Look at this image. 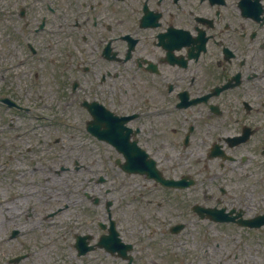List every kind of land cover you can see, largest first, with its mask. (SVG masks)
I'll return each instance as SVG.
<instances>
[{"label": "flooded vegetation", "instance_id": "af4514ba", "mask_svg": "<svg viewBox=\"0 0 264 264\" xmlns=\"http://www.w3.org/2000/svg\"><path fill=\"white\" fill-rule=\"evenodd\" d=\"M15 3L23 14L16 26L19 57H29V51L37 63L25 66L42 65L45 77L64 88L82 131L97 122L110 131L93 122L85 103L95 112L108 109L134 149L153 158L166 178L186 183L163 187L150 181L148 190L157 186L175 206L156 223L162 239L146 241L149 254L136 263L192 264L195 248L185 249L177 236L210 221L193 211L201 204L227 211V222L219 223L227 224L226 264H264V0ZM95 183L97 191H81L78 203L98 198L99 236L106 232L100 223L109 221L103 195L110 191ZM128 188L135 198L139 183L131 181ZM118 210L115 206L112 215L116 227ZM127 227L123 223L124 233ZM155 229L146 238L152 239ZM130 235L136 237L134 229ZM185 241L196 247L199 239ZM97 249L104 254L90 261L118 262Z\"/></svg>", "mask_w": 264, "mask_h": 264}, {"label": "rangeland", "instance_id": "374dc122", "mask_svg": "<svg viewBox=\"0 0 264 264\" xmlns=\"http://www.w3.org/2000/svg\"><path fill=\"white\" fill-rule=\"evenodd\" d=\"M13 2L14 0H0V4H2L5 12L0 17V92L5 88L11 89L15 87L19 89L27 85L31 86L33 82L28 73L23 75V69H17L14 76L10 75V79L1 76L4 61L10 60V48L14 46V41L8 40L6 36V31L8 30L6 24L11 23L16 25V11L14 10V13H7L6 11V7L10 4L13 6ZM42 78L46 82L44 87L47 90L48 80L45 76H42ZM6 85H10L11 87H7ZM21 101H23V104H32V107L34 105V109L32 108L31 111L24 114H16L13 109L0 104V264H5L2 261L5 255L16 252L20 248V245L32 246L33 243L38 244V242L40 243V249L33 254L32 261H35V258H37V264H67L61 260L55 261L52 259V256L56 254L61 255L59 247L71 242L72 232L79 230V228H72L65 234L64 238H59L64 233L62 225L64 220L66 218L69 219V217L73 219L77 215V204V206L72 205L71 208H62L61 201L59 202L57 198L46 199L42 196V198H39L41 200L36 204L39 207L40 214L48 211V206H50V209L55 206H61L59 212L46 219L43 224H40L41 222L37 223L36 218V226L32 229V232L30 233V230L23 229L25 232L28 231V233L22 234L17 239L4 238L5 227L3 223L6 216L8 217L6 219L8 225L12 226L18 223V215L14 212L27 207L25 202L21 203V199L17 200V205L15 203L16 199L14 201L8 200V196L13 194L9 189H17L26 180L39 179V182H41L46 179L44 177L48 176L50 182L44 185V189L47 190L49 187H52L50 190L52 191L58 188L54 192L57 196L59 193L66 192L70 197H73V192L80 188V175L86 172L82 168H78L77 170L72 169L71 162L75 159L87 164L86 168L88 174L90 173L89 175L101 174L106 177V180L103 182V188L107 187L110 189V192L106 196L111 195L112 198L116 196L114 206H118L119 210L117 212L121 217V222L130 228L129 230L127 227L128 229L124 233L125 239L133 237L130 235L133 229L136 234L142 233L141 231H137V228L133 225L137 227L139 224H143V222L147 224L149 222L156 223L155 214L159 215L160 213L165 215L168 207L169 209L174 208L175 200L167 199L165 193L160 190L150 191L142 197H132L131 191L128 189L132 177L124 175L125 173L114 165V157H108L110 151H98L96 147L89 145L86 146V150L75 145L71 146V133L62 128H55L53 125L50 127L51 120L48 118L34 117V114L38 113L40 109L37 108L34 102L28 103L29 100L27 99H22ZM26 146H29V148L25 149ZM5 160H7L6 163L4 162ZM32 168L34 169L31 170ZM24 170L35 172V175L23 174L19 176L18 182L13 181L14 175ZM76 178L78 182L74 186L73 181ZM112 185L113 189L111 188ZM46 190L42 194L48 195L50 191ZM26 191L27 188L20 191V195ZM146 198H150L151 201L147 203ZM156 200L161 202L160 206L154 205L153 202ZM167 201L168 203H165ZM23 205L25 206L23 207ZM35 212H37L36 209ZM207 224L209 226H206ZM203 227L205 228L204 230ZM199 228L201 230H196L192 227L191 230L183 231L181 235L184 238L195 237L196 233L205 235L208 242L203 244L214 248V256H211L209 259L213 262H218L222 259L224 261L222 255L223 253H227V225L219 227L213 223L202 221V225ZM157 236L162 239L160 233ZM199 237V239H203L201 236ZM43 244L46 246L41 247ZM145 254H149L147 248L145 249ZM29 259L23 261V264H31V260ZM204 260L206 259L203 258L200 264H204ZM80 264L95 263L90 261L89 255Z\"/></svg>", "mask_w": 264, "mask_h": 264}, {"label": "snow or ice", "instance_id": "6c2138e0", "mask_svg": "<svg viewBox=\"0 0 264 264\" xmlns=\"http://www.w3.org/2000/svg\"><path fill=\"white\" fill-rule=\"evenodd\" d=\"M174 41L178 40V38H173ZM176 46H179V43L176 44ZM96 118L97 120L102 123L105 124L109 130L113 133H115L116 135H122L124 132V129L122 127V122L119 121L111 112L106 111L104 108L102 107H98L97 111H96ZM123 140L125 142H127V136L123 135ZM134 148L133 144H128L126 147V152H129Z\"/></svg>", "mask_w": 264, "mask_h": 264}, {"label": "bare ground", "instance_id": "6f19581e", "mask_svg": "<svg viewBox=\"0 0 264 264\" xmlns=\"http://www.w3.org/2000/svg\"><path fill=\"white\" fill-rule=\"evenodd\" d=\"M22 175V174H21Z\"/></svg>", "mask_w": 264, "mask_h": 264}]
</instances>
